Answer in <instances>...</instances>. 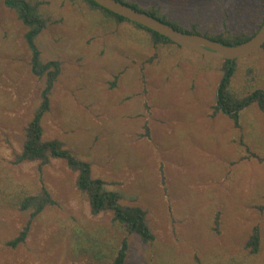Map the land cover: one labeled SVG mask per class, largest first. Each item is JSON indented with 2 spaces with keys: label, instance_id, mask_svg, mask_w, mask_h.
Instances as JSON below:
<instances>
[{
  "label": "rangeland",
  "instance_id": "rangeland-1",
  "mask_svg": "<svg viewBox=\"0 0 264 264\" xmlns=\"http://www.w3.org/2000/svg\"><path fill=\"white\" fill-rule=\"evenodd\" d=\"M26 1L48 21L36 39L41 60L61 62L43 140L60 141L123 205L145 210L154 240L124 233L110 212L92 216L63 161L41 172L35 162L12 164L43 82L29 71L25 27L0 0V264H111L123 240L124 264H264L263 116L251 105L238 128L211 117L222 61L154 45L83 0ZM125 1L209 36H250L263 19L261 0ZM236 67L235 93L264 90V50ZM41 182L57 205L8 247L29 219L16 196L38 193ZM254 227L260 247L251 254Z\"/></svg>",
  "mask_w": 264,
  "mask_h": 264
},
{
  "label": "trees",
  "instance_id": "trees-1",
  "mask_svg": "<svg viewBox=\"0 0 264 264\" xmlns=\"http://www.w3.org/2000/svg\"><path fill=\"white\" fill-rule=\"evenodd\" d=\"M83 1H85L91 9L104 13L107 17L113 18L118 24L128 22L127 20L98 7L90 0ZM116 1L136 11L143 12L161 23L171 26L177 31L185 34L199 35L224 46H235L247 41L257 32L261 25L260 23L256 31L250 36L235 33L209 36L201 34L194 29L185 30L177 24L166 20L164 15L161 14V11L153 6L141 8L136 4L129 3L125 0ZM261 1L264 18V0ZM2 4L5 8L12 11L17 20L23 25V27H25L26 30L23 39L29 53V71L34 78L42 80L43 82L42 90L39 95V104L25 128L21 152L15 156L12 164L20 165L23 163L35 162L38 163V170L41 172L42 168L48 166L52 160L63 161L71 172L77 174L75 181L77 191L86 197L89 211L92 216L110 212L112 214L113 223L122 229L124 233L137 236L142 244L153 242L154 235L148 225L145 210L136 206L123 205L121 203V195L115 191L106 190L104 181L98 178H93L91 174V165L78 158L73 152L65 149L60 141L43 140L42 120L51 109L52 91L61 73V62L58 60H41V53L36 45V39L47 27L48 21L38 11L36 5L30 4L26 0H2ZM133 26L149 34L154 45H174L168 39L150 30L137 24H134ZM261 50H264V47ZM236 61L237 60L233 62L222 61V76L216 88L215 103L212 106L211 117H215L218 113H222L233 123L235 128H238L239 113L247 107L255 105L263 116L262 125L264 129V90H253L245 95H238L233 91L231 84L237 71ZM251 156L255 157L259 162L262 161L254 154H251ZM16 197L17 210L21 213L28 214L29 219L20 232L6 244L11 248H16L26 241L32 222L37 216L43 213L47 208L55 207L57 205L49 190L42 182L38 193ZM215 224L216 226L218 225V218L215 219ZM259 247L260 231L258 227H254L245 244V248L249 250L251 254H256ZM126 255L127 242L123 240L121 242V247L115 254L111 264H124Z\"/></svg>",
  "mask_w": 264,
  "mask_h": 264
},
{
  "label": "water",
  "instance_id": "water-1",
  "mask_svg": "<svg viewBox=\"0 0 264 264\" xmlns=\"http://www.w3.org/2000/svg\"><path fill=\"white\" fill-rule=\"evenodd\" d=\"M90 1L116 16L168 39L171 43L180 48L210 59L233 62L249 57L264 47V18L257 32L250 39L235 46H224L199 35L185 34L177 31L171 26L161 23L153 17L143 12L136 11L116 0Z\"/></svg>",
  "mask_w": 264,
  "mask_h": 264
}]
</instances>
